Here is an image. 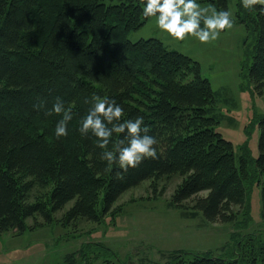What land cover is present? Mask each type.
<instances>
[{"label":"trees","instance_id":"trees-1","mask_svg":"<svg viewBox=\"0 0 264 264\" xmlns=\"http://www.w3.org/2000/svg\"><path fill=\"white\" fill-rule=\"evenodd\" d=\"M200 1L228 10L227 0ZM143 5L0 0V232L24 230L29 217L48 224L58 211L64 224L77 218L99 222L128 189L173 175L181 181L168 204L185 216L227 222L233 207L244 205L247 213L245 182L256 173L263 178L264 211V115L257 156L241 148L236 161L232 142L215 128V95L199 63L155 37L128 38L151 17L143 15ZM236 16L256 36L245 75L263 93L264 14L239 0ZM94 95L114 97L124 118L143 116L158 140V158L122 175L102 160L97 138L78 130ZM57 97L73 109L68 135L60 138L54 135L60 115L49 111ZM188 202L190 211L181 210ZM170 254L166 264H238L210 252ZM248 264H264V258Z\"/></svg>","mask_w":264,"mask_h":264},{"label":"rangeland","instance_id":"rangeland-1","mask_svg":"<svg viewBox=\"0 0 264 264\" xmlns=\"http://www.w3.org/2000/svg\"><path fill=\"white\" fill-rule=\"evenodd\" d=\"M238 1L227 0L233 26L213 41L200 42L193 36L177 40L157 26L154 16L128 33L132 41L155 37L168 49L199 63L201 75L209 80L215 95L214 112L219 121L215 128L232 142L236 161L241 148L249 150L251 158L257 156L259 119L264 115V92L258 93L245 75L256 36L237 20ZM252 167L247 164L249 174ZM180 181L179 175H173L141 182L124 192L112 213L99 222L77 218L64 224L63 211L54 213V220L44 225L37 224L42 222L40 216L29 217L24 230L0 232V264H166L174 252H186V257L210 252L238 264H248L252 257L263 260V178L258 173L245 182L248 212L245 205L234 206L227 222H210L200 213L185 216L170 206ZM37 193L40 191L33 196ZM189 207L188 202L181 210L190 211Z\"/></svg>","mask_w":264,"mask_h":264},{"label":"clouds","instance_id":"clouds-1","mask_svg":"<svg viewBox=\"0 0 264 264\" xmlns=\"http://www.w3.org/2000/svg\"><path fill=\"white\" fill-rule=\"evenodd\" d=\"M243 7L264 14V0H242ZM261 5L259 9L254 6ZM143 15L154 16L157 26L177 40L193 36L200 42L216 40L222 30L233 26L232 13L227 9L217 10L215 5L202 6L200 0H144ZM50 113L60 115L54 135H68V121L73 119V109L59 97L52 104ZM125 109L114 97L94 95L91 107L79 123L82 135H93L102 149L100 158L109 165L118 166L122 175L136 168L146 159H157L158 140L149 134V128L141 115L124 118ZM114 134H122L115 136ZM112 147L109 144L113 142Z\"/></svg>","mask_w":264,"mask_h":264}]
</instances>
